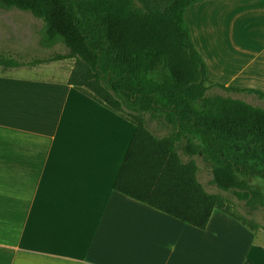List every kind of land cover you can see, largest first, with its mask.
<instances>
[{
  "label": "trees",
  "instance_id": "trees-1",
  "mask_svg": "<svg viewBox=\"0 0 264 264\" xmlns=\"http://www.w3.org/2000/svg\"><path fill=\"white\" fill-rule=\"evenodd\" d=\"M198 1L0 0L42 22L41 47L64 48L29 61L0 51V69L71 60L68 83L134 124L116 191L199 229L218 209L257 230L198 178L200 158L219 190L249 210L264 207L249 183L264 180V108L229 94L264 92L209 81L184 20Z\"/></svg>",
  "mask_w": 264,
  "mask_h": 264
},
{
  "label": "crops",
  "instance_id": "crops-1",
  "mask_svg": "<svg viewBox=\"0 0 264 264\" xmlns=\"http://www.w3.org/2000/svg\"><path fill=\"white\" fill-rule=\"evenodd\" d=\"M201 10L256 23L264 0H202L184 20ZM40 65L0 69V264H264L258 229L221 210L199 229L116 191L134 124Z\"/></svg>",
  "mask_w": 264,
  "mask_h": 264
},
{
  "label": "rangeland",
  "instance_id": "rangeland-1",
  "mask_svg": "<svg viewBox=\"0 0 264 264\" xmlns=\"http://www.w3.org/2000/svg\"><path fill=\"white\" fill-rule=\"evenodd\" d=\"M263 20L264 18H259L256 23L251 21L245 23L237 19L234 23L225 13L218 15L204 10L197 14L190 11L187 15L185 13L191 40L207 65V77L210 82L224 84L226 81L232 86L250 87L264 92V33L259 35V30L264 28ZM228 25L234 30L229 31L227 27L224 31V26ZM43 28L42 22L28 12L16 9L0 10V51L10 53L22 61H29L33 57H47L53 52H62L64 48L61 44L52 48L39 45L38 41L44 32ZM48 66L55 68V73L62 74L71 71L73 62L59 61L38 67L46 69ZM21 67L26 69L30 66ZM229 94L264 108L262 99L242 93ZM197 164L198 178L206 190L227 196L236 204L242 216L261 226L258 231L261 234V240H264V207L249 210L244 201H239L231 193L221 191L211 183L212 176L206 163L197 158ZM249 183L253 189L260 191L264 196V180L255 178L249 180ZM260 242L264 243V241Z\"/></svg>",
  "mask_w": 264,
  "mask_h": 264
}]
</instances>
